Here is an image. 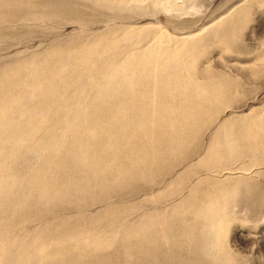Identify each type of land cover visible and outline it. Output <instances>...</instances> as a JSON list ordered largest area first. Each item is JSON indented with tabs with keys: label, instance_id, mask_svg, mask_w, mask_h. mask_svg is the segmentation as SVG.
Returning a JSON list of instances; mask_svg holds the SVG:
<instances>
[{
	"label": "rangeland",
	"instance_id": "1",
	"mask_svg": "<svg viewBox=\"0 0 264 264\" xmlns=\"http://www.w3.org/2000/svg\"><path fill=\"white\" fill-rule=\"evenodd\" d=\"M0 264H264V0H0Z\"/></svg>",
	"mask_w": 264,
	"mask_h": 264
}]
</instances>
